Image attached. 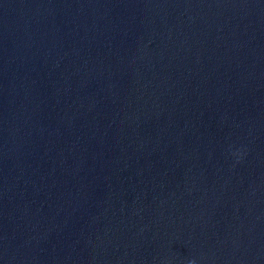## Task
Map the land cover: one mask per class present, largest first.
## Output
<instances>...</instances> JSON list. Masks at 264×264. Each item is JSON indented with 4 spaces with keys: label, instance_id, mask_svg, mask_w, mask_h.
Here are the masks:
<instances>
[{
    "label": "water",
    "instance_id": "water-1",
    "mask_svg": "<svg viewBox=\"0 0 264 264\" xmlns=\"http://www.w3.org/2000/svg\"><path fill=\"white\" fill-rule=\"evenodd\" d=\"M0 264H264V0H0Z\"/></svg>",
    "mask_w": 264,
    "mask_h": 264
}]
</instances>
